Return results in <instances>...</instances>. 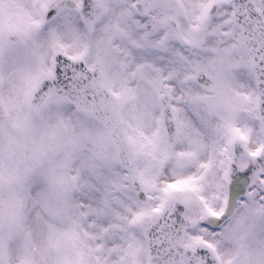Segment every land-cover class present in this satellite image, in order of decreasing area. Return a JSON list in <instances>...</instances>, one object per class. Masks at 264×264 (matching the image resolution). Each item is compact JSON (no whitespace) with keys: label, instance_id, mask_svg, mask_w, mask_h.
Returning <instances> with one entry per match:
<instances>
[{"label":"snow or ice","instance_id":"6c2138e0","mask_svg":"<svg viewBox=\"0 0 264 264\" xmlns=\"http://www.w3.org/2000/svg\"><path fill=\"white\" fill-rule=\"evenodd\" d=\"M0 264H264V0H0Z\"/></svg>","mask_w":264,"mask_h":264}]
</instances>
